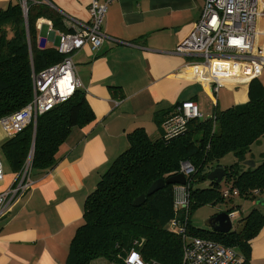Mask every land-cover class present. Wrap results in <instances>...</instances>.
<instances>
[{
    "label": "trees",
    "instance_id": "trees-1",
    "mask_svg": "<svg viewBox=\"0 0 264 264\" xmlns=\"http://www.w3.org/2000/svg\"><path fill=\"white\" fill-rule=\"evenodd\" d=\"M26 5V17L19 2L0 10V120L29 104L33 73L62 60L53 47L38 49L35 43L36 21L49 20L54 30L63 31L61 17L41 0H28ZM246 97L244 103L221 112L214 110L213 117L204 121L187 120L170 137L165 131L149 135L143 128L128 133L127 149L99 177L95 191L83 203V222L69 243L65 264H90L97 259L125 264L131 250L145 264H181L182 240L168 231L173 219L185 226L187 235L234 248L242 255L243 264H250V242L264 226L259 209L251 210L240 219L239 227L228 233L195 228L189 218L197 208L224 201L220 186L213 182L208 181L207 188L195 187L216 168L225 170L226 184L238 191L240 199L264 196V157L253 168L244 164L251 156V146L264 138V85L259 79L249 84ZM178 106L154 112V126H167ZM93 115L85 92L78 89L67 101L37 117L35 126L7 137L0 144V157L12 174H19L28 159L31 177L46 173L56 166V154L71 132L93 122ZM228 154L234 162L221 164ZM182 162L194 168L186 178V214L173 209L172 185H164L141 205H133L153 182L177 175Z\"/></svg>",
    "mask_w": 264,
    "mask_h": 264
},
{
    "label": "crops",
    "instance_id": "crops-1",
    "mask_svg": "<svg viewBox=\"0 0 264 264\" xmlns=\"http://www.w3.org/2000/svg\"><path fill=\"white\" fill-rule=\"evenodd\" d=\"M41 1L56 12L88 20L89 0ZM18 2L0 0V10ZM203 5L204 0H117L108 6L101 27L109 39L97 51L84 46L72 56L94 121L71 132L56 154V166L33 174V186L0 219V264H65L69 243L83 222V203L99 177L127 149L126 135L137 128L149 135L163 133L165 126H154V112L187 101L196 104L201 91L212 100L200 85L179 77L190 59L174 53L192 31ZM45 33L44 28L37 36L46 37ZM224 89L234 96L230 107L247 100V90L245 101L237 103V91ZM217 103L216 98L214 109ZM6 138L0 126V144ZM263 141L251 146L248 161H261ZM17 178L18 174L4 175L1 189L14 186ZM258 199L264 207V196ZM249 247L250 264H264V226ZM90 264L109 263L97 259Z\"/></svg>",
    "mask_w": 264,
    "mask_h": 264
},
{
    "label": "built area",
    "instance_id": "built-area-1",
    "mask_svg": "<svg viewBox=\"0 0 264 264\" xmlns=\"http://www.w3.org/2000/svg\"><path fill=\"white\" fill-rule=\"evenodd\" d=\"M27 1L19 0L24 17L27 14ZM114 1L117 0H89V17L86 22L57 11L61 17L63 31L54 30L49 20L36 21L37 32L44 28L46 30V37L37 36V48L52 46L62 56V60L32 74V98L29 104L0 120L6 137L19 134L30 125L35 126L37 117L67 101L81 88L79 80L76 79L72 56L84 46L90 47L91 51H97L104 41L109 39L101 26L108 6ZM55 36L57 44L54 42ZM174 53L190 59L178 73L179 77L200 85L212 96L214 104L222 88L235 91L237 88H247L251 81L259 79L264 72V0H204L200 17L194 23L192 31L175 48ZM199 117L194 102L180 103L176 116L165 126L167 136H173L187 120ZM2 169L3 162L0 158V186L4 178ZM193 173L194 168L189 162L180 164L178 174H182L185 179ZM15 182L12 187L0 189V219L5 217L18 198L33 186L29 159ZM220 194L223 199L238 197V191L230 185H226ZM187 199L186 182L183 187H174L172 200L175 212L187 213ZM228 215L232 222L237 212ZM168 231L182 240L181 264L244 263L242 255L234 248L222 246L206 238L187 235L185 226L176 219L168 223ZM124 263L145 264L134 250L126 255Z\"/></svg>",
    "mask_w": 264,
    "mask_h": 264
},
{
    "label": "rangeland",
    "instance_id": "rangeland-1",
    "mask_svg": "<svg viewBox=\"0 0 264 264\" xmlns=\"http://www.w3.org/2000/svg\"><path fill=\"white\" fill-rule=\"evenodd\" d=\"M54 42H55V44H57V37L56 36H55ZM259 80L261 81V84L264 85V72L261 75V77L259 78ZM248 86H247V88H248ZM246 90L247 89L245 87L236 89L237 94H236L235 98H236L237 103L245 101L244 96H245ZM246 93H247V91H246ZM195 99H196V106H197L199 114H200V117L198 118L199 121H204L206 119L213 117V115L215 114L214 110L221 112L225 108L230 107L234 102V96H233L232 92L228 91L224 88L220 89L219 94L217 96V102H218L217 104L218 105H217L216 109H214V107H213L214 106L213 101L210 98H208V96H206V94L202 91L197 95V98H195ZM262 147H264V141H263ZM1 160H2V158H1ZM2 162H3V169L2 170L4 171V175H7L8 173H10V171L7 169V166L4 162V160H2ZM233 162H234L233 155L228 154L226 157H224V159H222V161L220 163L224 164V165H231ZM226 185H227L226 181H225V179H223L222 182L219 184V186H220L219 190L221 191L222 189H224ZM176 186L177 185H174V187H176ZM174 187H173V189H174ZM195 187L196 188H207L208 187V180L198 181L197 183H195ZM0 189H1V186H0ZM223 200H224L223 202L218 203L215 206L214 205H209V206L205 205V206H202V207L194 210L189 217L190 223H191L190 225L194 226L195 228L207 230V228L204 226L207 219L221 213V211L222 212L226 211L227 213H231L235 210V212L237 211V215L235 216L234 219H232V229L235 231V229H237L239 227L240 219L247 216L251 212V210H253L254 207L258 208L259 212L264 214V207L259 206V204L257 203L258 199H256V200H243V199H240L239 197H235V198L231 197V198H227V199H223ZM240 205L241 206L242 205H245V206L251 205V208L246 210L245 209L246 207L243 206L240 208Z\"/></svg>",
    "mask_w": 264,
    "mask_h": 264
},
{
    "label": "water",
    "instance_id": "water-1",
    "mask_svg": "<svg viewBox=\"0 0 264 264\" xmlns=\"http://www.w3.org/2000/svg\"><path fill=\"white\" fill-rule=\"evenodd\" d=\"M27 15H25L26 17ZM26 20V18H25ZM245 166L253 168L255 163L253 161H244ZM222 168H216L207 174L206 179L209 182H213L215 185H219L223 178H225L226 173ZM185 177L182 174H177L173 177L168 178L167 180H157L153 182L145 194L140 195L138 198L133 201L134 206H139L146 201V197L152 196L154 193L159 191L161 187L164 185H180L183 187L185 185ZM262 199H258L257 203H259ZM204 226L207 230L215 232V233H228L232 230V222L229 219V215L226 211L219 213L213 217H210L206 220Z\"/></svg>",
    "mask_w": 264,
    "mask_h": 264
},
{
    "label": "bare ground",
    "instance_id": "bare-ground-1",
    "mask_svg": "<svg viewBox=\"0 0 264 264\" xmlns=\"http://www.w3.org/2000/svg\"><path fill=\"white\" fill-rule=\"evenodd\" d=\"M224 179V178H223Z\"/></svg>",
    "mask_w": 264,
    "mask_h": 264
}]
</instances>
